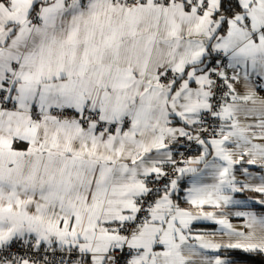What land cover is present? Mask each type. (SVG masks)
I'll list each match as a JSON object with an SVG mask.
<instances>
[{
    "label": "snow or ice",
    "instance_id": "6c2138e0",
    "mask_svg": "<svg viewBox=\"0 0 264 264\" xmlns=\"http://www.w3.org/2000/svg\"><path fill=\"white\" fill-rule=\"evenodd\" d=\"M0 264H264V0H0Z\"/></svg>",
    "mask_w": 264,
    "mask_h": 264
},
{
    "label": "crops",
    "instance_id": "0c3cea01",
    "mask_svg": "<svg viewBox=\"0 0 264 264\" xmlns=\"http://www.w3.org/2000/svg\"><path fill=\"white\" fill-rule=\"evenodd\" d=\"M211 227H212L211 225H207V224H196L194 226L195 229H210Z\"/></svg>",
    "mask_w": 264,
    "mask_h": 264
}]
</instances>
